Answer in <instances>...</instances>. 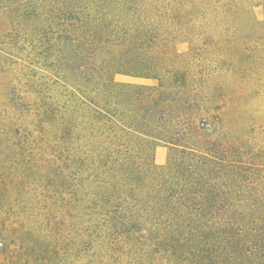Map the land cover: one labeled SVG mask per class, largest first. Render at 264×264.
<instances>
[{"label": "rangeland", "instance_id": "1", "mask_svg": "<svg viewBox=\"0 0 264 264\" xmlns=\"http://www.w3.org/2000/svg\"><path fill=\"white\" fill-rule=\"evenodd\" d=\"M245 1L229 53L250 70L181 34L148 53L158 76L121 0H0V264H251L208 226L218 203L264 219V0Z\"/></svg>", "mask_w": 264, "mask_h": 264}, {"label": "trees", "instance_id": "2", "mask_svg": "<svg viewBox=\"0 0 264 264\" xmlns=\"http://www.w3.org/2000/svg\"><path fill=\"white\" fill-rule=\"evenodd\" d=\"M242 0H121L124 11L130 18L128 24L114 25L124 36L130 37L135 50L143 61L139 65L141 72L161 76L168 66L159 60H152L148 53L160 52V57L169 55L172 51L170 43L176 36L185 35L189 42V52L198 56L197 61H203L197 52L202 47H214V62H222V68L233 70L235 67L250 70L251 61L237 59L229 53V43L246 37L251 32L253 22L248 18L245 9L237 6ZM246 0L245 3H251ZM252 53V51H249ZM194 56V57H195ZM227 56L228 59H227ZM231 65V66H230ZM228 69V68H227ZM236 83V82H235ZM250 80L238 76V89L245 93ZM244 94L239 95V99ZM233 98V97H232ZM214 159L225 162L232 169H241L236 155L230 150H220ZM212 231L227 229L237 234L245 252L252 258L251 264H264V219H253L245 223L243 219L236 223L229 214V207L218 203L214 205L208 220ZM244 249V248H243Z\"/></svg>", "mask_w": 264, "mask_h": 264}]
</instances>
